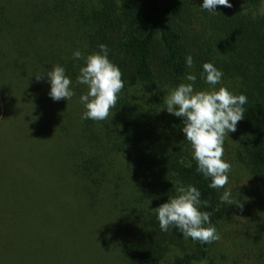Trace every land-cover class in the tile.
<instances>
[{
    "label": "trees",
    "instance_id": "16d2710c",
    "mask_svg": "<svg viewBox=\"0 0 264 264\" xmlns=\"http://www.w3.org/2000/svg\"><path fill=\"white\" fill-rule=\"evenodd\" d=\"M203 2L0 0V264H37L36 198L52 169L49 179L92 207L99 196L111 194V184L133 185L143 221L120 248L121 264H213L212 243L186 238L174 226L162 231L153 209L168 202L176 186L192 185L202 202H210L200 210L211 213L217 228L226 206L220 196L235 183L209 186L211 178L197 171L182 132L183 118L174 116L160 126L154 92L178 86L192 68L200 77L205 62L222 71V80H234L233 93L247 97L237 124L239 155L264 185V13L259 9L264 0H229L232 7L218 5L216 13L202 9ZM100 44L122 72L124 88L106 120L81 119L85 109L75 103L87 87L77 83L84 64L73 53L99 52ZM188 55L192 68L186 65ZM56 64L72 81L70 100L49 96L46 72ZM42 114L49 130L19 131L26 116ZM166 130L176 132L170 143L162 135ZM111 156L119 158L117 165H111ZM252 203L255 212L259 202ZM105 208L111 212L110 205ZM101 235L95 231L93 240Z\"/></svg>",
    "mask_w": 264,
    "mask_h": 264
},
{
    "label": "rangeland",
    "instance_id": "374dc122",
    "mask_svg": "<svg viewBox=\"0 0 264 264\" xmlns=\"http://www.w3.org/2000/svg\"><path fill=\"white\" fill-rule=\"evenodd\" d=\"M259 9L264 13V2ZM189 73L195 74L193 68ZM185 82L187 81L184 79L181 81V83ZM221 84L231 92L235 91L237 85L234 80H222ZM220 86L217 85V88ZM174 87L176 86L164 85L154 92L156 114L163 128L167 121L171 124L170 120L174 118V115L168 113L164 103ZM194 87L202 90L207 89L209 85L200 75ZM75 104L82 109L80 101ZM2 111L3 106L0 114ZM34 117L26 116L25 125L20 127L19 131L35 130L37 133H42L49 130L51 125L45 114ZM175 134L176 132L173 134L167 130L162 132V135L168 138V143L172 142L169 136L175 138ZM240 139L238 127L235 132H229L224 138L225 161L231 164L228 177L236 186H232L228 181L229 186L231 185L228 189L231 190L232 203L226 202V206L221 209L222 213L216 228L221 239L212 242L210 257L213 264H264V185L258 184L253 179L250 170L242 162L239 155ZM86 150L90 148L87 147ZM118 161L119 158L111 156V165H117ZM52 172L53 169L47 175L43 183L44 187L36 198L35 262L37 264H121L120 248L123 247V243L132 240L137 227L143 221L140 204L135 203L130 192L133 185L130 188L128 183H120L119 187L111 184V194L106 197L99 196L98 205L92 207L91 201H82V197L76 195L73 189L69 192L60 182L49 179L54 177ZM9 180L12 181L11 177ZM238 181H242L243 185ZM110 197L111 200H108ZM253 199L259 202L255 212L251 211ZM106 205L111 206L110 213L106 211ZM90 209H93L94 214ZM107 228L111 230V236ZM95 231H100L102 234L98 241L93 240Z\"/></svg>",
    "mask_w": 264,
    "mask_h": 264
},
{
    "label": "clouds",
    "instance_id": "9594fccd",
    "mask_svg": "<svg viewBox=\"0 0 264 264\" xmlns=\"http://www.w3.org/2000/svg\"><path fill=\"white\" fill-rule=\"evenodd\" d=\"M232 7L229 0H204L202 9L216 13V6ZM99 52L83 54L76 50L73 58L82 60L77 83L85 85L87 91L80 96L85 111L81 119L104 121L110 115L118 101V94L124 88L122 72L108 58V48L99 45ZM186 65L193 67V58L186 56ZM201 78L209 85L207 89L197 90L194 87L197 79L193 73H187L185 83L171 89L164 100L168 113L183 118L182 132L189 142L197 171L206 178H211L210 187L225 188L228 184V173L231 164L222 159L224 138L229 132L237 130V124L244 119V105L247 97L234 94L221 84L223 73L212 63L203 64ZM51 90L49 96L59 101L70 100L75 93L71 89V79L64 67L53 65L46 72ZM37 79L41 75L36 76ZM217 85H221L217 88ZM200 191L192 185H178L175 194L169 195L168 202L154 208L160 229L168 231L170 226L178 228L186 238L204 244L221 239L214 225L211 224V213L201 211L202 206L210 207L209 201H201ZM231 190L226 189L220 196L221 202L231 204Z\"/></svg>",
    "mask_w": 264,
    "mask_h": 264
}]
</instances>
